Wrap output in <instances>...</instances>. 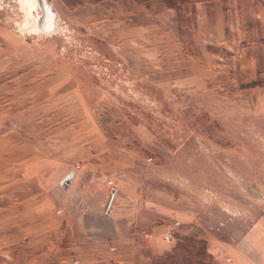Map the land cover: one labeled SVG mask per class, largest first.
I'll list each match as a JSON object with an SVG mask.
<instances>
[{"label": "rangeland", "instance_id": "rangeland-1", "mask_svg": "<svg viewBox=\"0 0 264 264\" xmlns=\"http://www.w3.org/2000/svg\"><path fill=\"white\" fill-rule=\"evenodd\" d=\"M47 1L59 26L36 34L0 0V264H116L65 246L59 213L65 174L115 150L181 198L155 264H264V75L237 68L208 0Z\"/></svg>", "mask_w": 264, "mask_h": 264}, {"label": "crops", "instance_id": "crops-1", "mask_svg": "<svg viewBox=\"0 0 264 264\" xmlns=\"http://www.w3.org/2000/svg\"><path fill=\"white\" fill-rule=\"evenodd\" d=\"M201 8L206 18L219 17L221 38L229 36L238 48L237 68H249L252 79L264 75V0H208ZM126 155L130 153L125 150L111 151L107 170L97 168L100 164L95 161L74 171L62 191L61 239L65 246L82 240L83 251L89 248L87 255H112L116 264H155V259L174 247L175 205L181 198L175 200L173 188L157 186L139 176V169L127 167L121 160ZM117 158L120 161L115 166ZM103 172L121 175L118 184L98 182ZM151 213L162 219L152 221Z\"/></svg>", "mask_w": 264, "mask_h": 264}, {"label": "water", "instance_id": "water-1", "mask_svg": "<svg viewBox=\"0 0 264 264\" xmlns=\"http://www.w3.org/2000/svg\"><path fill=\"white\" fill-rule=\"evenodd\" d=\"M40 1V5H41V18L40 21L41 23H39V26L41 27V29H43L44 31H52L55 28V23H56V10L53 9L52 7V3H50L47 0H39ZM36 13H38L35 10ZM48 18V20H46ZM32 33H36V31L34 30ZM37 34V33H36ZM75 176V172L71 171L68 174H66L64 176V178L61 180L60 184L64 187L66 186Z\"/></svg>", "mask_w": 264, "mask_h": 264}, {"label": "bare ground", "instance_id": "bare-ground-1", "mask_svg": "<svg viewBox=\"0 0 264 264\" xmlns=\"http://www.w3.org/2000/svg\"><path fill=\"white\" fill-rule=\"evenodd\" d=\"M19 2L21 3L22 9L24 10V13H25L24 17H26L24 26L28 27L29 30H31V31L35 30L36 32L38 31L41 33H47L48 34L50 31H44L39 26V23H41L40 18L42 16L41 15V9H40L41 8L40 1L39 0H19ZM35 10L38 13H36ZM46 20H48V18ZM29 21H31L32 24L30 23L31 25L27 26V24H29V23H26V22H29ZM58 21H59V17L56 16L55 28H56V26L57 27L59 26Z\"/></svg>", "mask_w": 264, "mask_h": 264}, {"label": "trees", "instance_id": "trees-1", "mask_svg": "<svg viewBox=\"0 0 264 264\" xmlns=\"http://www.w3.org/2000/svg\"><path fill=\"white\" fill-rule=\"evenodd\" d=\"M198 243L203 244V246H202V251H201V249H199L197 253H203L204 255L208 256L209 259H214L213 254L207 248L205 240L200 239V240H198ZM198 264H203V262H198Z\"/></svg>", "mask_w": 264, "mask_h": 264}, {"label": "built area", "instance_id": "built-area-1", "mask_svg": "<svg viewBox=\"0 0 264 264\" xmlns=\"http://www.w3.org/2000/svg\"><path fill=\"white\" fill-rule=\"evenodd\" d=\"M77 168H79V165L77 166Z\"/></svg>", "mask_w": 264, "mask_h": 264}]
</instances>
